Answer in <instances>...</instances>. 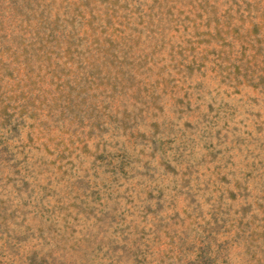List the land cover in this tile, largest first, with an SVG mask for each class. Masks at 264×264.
I'll return each instance as SVG.
<instances>
[{
	"label": "rangeland",
	"instance_id": "rangeland-1",
	"mask_svg": "<svg viewBox=\"0 0 264 264\" xmlns=\"http://www.w3.org/2000/svg\"><path fill=\"white\" fill-rule=\"evenodd\" d=\"M0 264H264V0H0Z\"/></svg>",
	"mask_w": 264,
	"mask_h": 264
}]
</instances>
